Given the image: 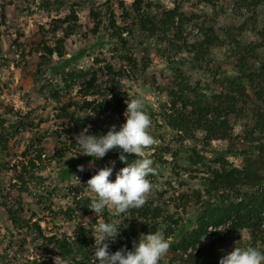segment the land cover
<instances>
[{"label":"rangeland","instance_id":"obj_1","mask_svg":"<svg viewBox=\"0 0 264 264\" xmlns=\"http://www.w3.org/2000/svg\"><path fill=\"white\" fill-rule=\"evenodd\" d=\"M205 34L219 40L216 46L200 45ZM262 34L264 0H0V264H55V258L56 264H96L93 230L101 221L117 222L119 232L135 225L138 238L169 234L170 250L160 264H180L181 245L196 229L195 193L204 191L208 168L218 169L223 156L240 169L264 143L254 131L257 142L250 144V130L264 115ZM238 78L249 98L241 97L240 113L229 118L237 140L209 143L202 131L185 137L168 125L176 87H198L212 100L236 93L224 87ZM93 79L96 88L86 93L83 86ZM138 97L145 98L150 132L159 141L146 152L157 169L148 177L154 185L148 201L160 215L156 225L90 210L96 196L87 181L115 162V182L127 165L119 159L123 150L103 159L82 155L81 132L74 130L86 121L90 135H106L113 125L119 131L125 101ZM106 101L112 107L101 112ZM86 102L94 105L88 109ZM124 155L129 163L138 158ZM248 237L244 231L242 239ZM68 245L71 256L64 255ZM232 247L223 245L221 258Z\"/></svg>","mask_w":264,"mask_h":264},{"label":"trees","instance_id":"obj_2","mask_svg":"<svg viewBox=\"0 0 264 264\" xmlns=\"http://www.w3.org/2000/svg\"><path fill=\"white\" fill-rule=\"evenodd\" d=\"M2 17L5 19V14ZM151 30L156 31L155 29ZM262 37L264 38V34ZM217 42H219L217 38L205 34L204 41L200 45L209 48L216 46ZM260 47L263 48V44ZM260 64V72L263 74L260 78L264 80V64ZM242 78L247 79V77ZM242 78L232 80L230 81L231 86L224 87V89L227 90L228 88L229 91L236 93L230 95L229 92V96H222L224 95L222 94L213 97L212 100L202 94L198 87H191L187 84L179 85L178 89L176 87V92H171L172 99L176 98V100L170 107L174 114L165 115L168 125L185 137H192L196 132L202 131L204 141L209 143L215 140H229L230 142L237 140V137L233 139L229 118L231 114L240 113L237 107L240 98H249L244 94L245 88ZM96 81V79L88 81L83 86L84 91L87 93L95 89ZM178 82L182 83V80ZM233 87L234 89H232ZM111 103L112 101H106V103L99 104V107H102L101 112L112 107ZM85 104L86 108L90 109L94 102H86ZM178 105L183 106V108L179 109ZM188 107L191 108L190 111ZM257 122L255 127L250 130V138H252L250 144L257 142V138L252 137L254 133L264 135V115ZM86 124L85 121L83 125L74 130L80 133ZM241 140L250 146L248 139L243 138ZM256 148V154H246L247 157L245 161L243 160V166L240 169L233 166L223 156L220 157L219 164H217L218 169L208 168V178L201 180L204 191L196 192V198L194 197L199 203L196 229L188 237L189 240H185L181 245L183 251L179 255L180 264H219L221 247L225 244L233 246L230 252L235 249V246L241 248L253 246L259 247L264 253V143ZM31 163L34 165L33 161ZM157 211L158 209H152V203L148 201L143 208L130 210L129 213L123 215L129 218H140L156 225L160 216ZM9 214L13 223L16 224L13 213L9 211ZM209 227H211V231L219 232H209ZM185 228L186 226H182L179 231H183ZM244 231L249 236L247 241L242 239ZM171 232L173 234L175 230H171ZM138 235L135 225L125 226L116 242L112 243L113 251H119L124 247L130 251L134 250L133 242H139ZM167 236L165 237L167 238ZM205 237L211 240L208 244L203 245L202 241ZM50 241L53 242L56 239L52 237ZM68 247H64V255L71 256L72 250Z\"/></svg>","mask_w":264,"mask_h":264},{"label":"clouds","instance_id":"obj_3","mask_svg":"<svg viewBox=\"0 0 264 264\" xmlns=\"http://www.w3.org/2000/svg\"><path fill=\"white\" fill-rule=\"evenodd\" d=\"M121 90L124 92L123 87ZM125 103L127 104L124 113L126 123L119 131L113 125L106 135L94 136L89 134L88 128H85L76 137L82 155L103 159L112 150H123L119 159L127 164L116 173L115 182L110 179L115 162H112L111 167L99 170L98 174L87 181L86 189L96 196L89 206L96 216H100L106 209L110 214L114 213L117 216H123L133 209H141L154 191V185L148 177L156 175L157 169L153 167L154 161L146 156V152L154 150V146L159 143L150 132L153 122L145 110V98L138 97L130 101L126 100ZM124 154H135L138 158L129 163ZM78 170L83 172L85 168L81 165L78 166ZM120 226L115 221H101L95 226L93 260L96 264L97 261L98 264H160L166 258L170 250V242L161 231L147 235L141 233L139 242H133L132 251L124 247L111 253L109 247L120 235ZM211 227L209 232H219L211 231ZM64 264H68V261ZM219 264H264V253L259 247L235 246L232 252L219 260Z\"/></svg>","mask_w":264,"mask_h":264}]
</instances>
